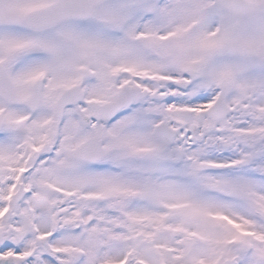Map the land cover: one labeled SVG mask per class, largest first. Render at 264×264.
I'll return each mask as SVG.
<instances>
[{"label":"snow or ice","instance_id":"6c2138e0","mask_svg":"<svg viewBox=\"0 0 264 264\" xmlns=\"http://www.w3.org/2000/svg\"><path fill=\"white\" fill-rule=\"evenodd\" d=\"M0 264H264V0H0Z\"/></svg>","mask_w":264,"mask_h":264}]
</instances>
